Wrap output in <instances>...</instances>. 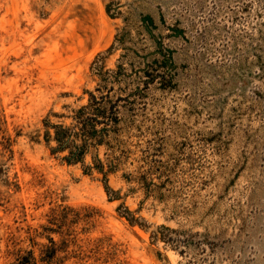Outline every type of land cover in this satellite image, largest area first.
<instances>
[{"label": "rangeland", "instance_id": "374dc122", "mask_svg": "<svg viewBox=\"0 0 264 264\" xmlns=\"http://www.w3.org/2000/svg\"><path fill=\"white\" fill-rule=\"evenodd\" d=\"M0 264H264V0H0Z\"/></svg>", "mask_w": 264, "mask_h": 264}, {"label": "trees", "instance_id": "16d2710c", "mask_svg": "<svg viewBox=\"0 0 264 264\" xmlns=\"http://www.w3.org/2000/svg\"><path fill=\"white\" fill-rule=\"evenodd\" d=\"M64 134L61 132L60 134H57V139L61 140L63 138ZM79 153V148H76L75 150V155H77ZM67 159L69 160L68 162H72L74 159V156H68Z\"/></svg>", "mask_w": 264, "mask_h": 264}]
</instances>
